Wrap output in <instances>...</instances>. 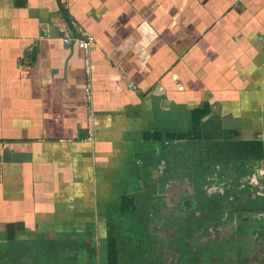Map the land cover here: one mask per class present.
Returning <instances> with one entry per match:
<instances>
[{
  "label": "crops",
  "instance_id": "0c3cea01",
  "mask_svg": "<svg viewBox=\"0 0 264 264\" xmlns=\"http://www.w3.org/2000/svg\"><path fill=\"white\" fill-rule=\"evenodd\" d=\"M205 142L254 143L264 176V0H0V264L112 263L147 154Z\"/></svg>",
  "mask_w": 264,
  "mask_h": 264
},
{
  "label": "trees",
  "instance_id": "16d2710c",
  "mask_svg": "<svg viewBox=\"0 0 264 264\" xmlns=\"http://www.w3.org/2000/svg\"><path fill=\"white\" fill-rule=\"evenodd\" d=\"M253 144L205 142L196 149L179 144L147 154L138 169L135 208L129 214L115 215L125 224V230L119 233L127 240L122 243L125 249H118L117 255L127 259V264H204L194 253L221 246L201 244V226L212 223L226 231L229 227L228 241L235 234L233 219L238 210L255 203L251 199L245 201L240 194L249 189L245 186L239 191L237 183L241 177L251 176L245 163L261 158L260 150H254ZM187 242L192 245L190 253L184 252ZM45 245L38 242L19 250V264H78L77 257L86 248L85 243L77 241H65L62 246L55 242ZM159 247L173 251L170 256H163ZM223 247L226 252H235L232 242ZM86 251L91 258L94 256L96 264V250L88 247ZM91 258L86 264H92ZM120 264L126 262L121 260Z\"/></svg>",
  "mask_w": 264,
  "mask_h": 264
},
{
  "label": "flooded vegetation",
  "instance_id": "af4514ba",
  "mask_svg": "<svg viewBox=\"0 0 264 264\" xmlns=\"http://www.w3.org/2000/svg\"><path fill=\"white\" fill-rule=\"evenodd\" d=\"M196 148H199V145L195 147V149ZM257 163H259L257 159L247 161L244 165V168L251 170V176L241 177L237 182L239 183V191L243 190L245 186L249 189L248 193L242 192L240 194L242 197H244V199H246L245 201L251 199V201L253 200L255 203L252 207L238 210V214L235 215L236 218L233 219V228L235 229L234 236L229 238L227 241L229 235L227 236L226 234L230 233L228 230L229 227L227 226V231L224 229V227L214 226L212 223L203 224L201 226H204L203 231L206 232L207 235L209 234V237L205 243L199 242L204 246H206L207 243L221 246L219 249L204 248L203 253L192 252L196 254L197 258H202V260L205 262L204 264H264V176H261L262 174L259 169V164ZM260 201L262 202L259 203ZM211 236H218L214 243L210 242L212 241L210 240ZM118 242L119 240L116 238V243L118 244ZM231 242L235 247V252H233L234 254L237 253V248L240 249L238 254L240 255V259H242L243 262L240 263L239 261L237 262V260L234 262H228L226 259L227 262L219 263L218 258L214 257L213 252L221 251L223 257L227 254L233 255L232 253L226 252L223 249V245ZM118 247L119 246L117 245V251L119 249ZM121 249L124 250L125 247ZM117 251L115 264H120L121 260L127 264V259L119 257L117 255ZM160 254L165 256L163 249L160 250ZM211 257H214L215 260H210Z\"/></svg>",
  "mask_w": 264,
  "mask_h": 264
},
{
  "label": "built area",
  "instance_id": "2783aa9c",
  "mask_svg": "<svg viewBox=\"0 0 264 264\" xmlns=\"http://www.w3.org/2000/svg\"><path fill=\"white\" fill-rule=\"evenodd\" d=\"M71 40L73 42L79 44L82 48V55H83L82 60H83L84 73H85L86 77H88L91 73V55H90V52H91V47H92V43H93V38L88 33L84 32L83 30L78 28L76 36H74L72 39L67 38V37L63 39V41L65 43H69ZM84 92H85L86 101L88 103L86 139L90 141V140H92V119L90 116L91 105H89L90 101H91V90H90V85L88 82L86 83Z\"/></svg>",
  "mask_w": 264,
  "mask_h": 264
},
{
  "label": "rangeland",
  "instance_id": "374dc122",
  "mask_svg": "<svg viewBox=\"0 0 264 264\" xmlns=\"http://www.w3.org/2000/svg\"><path fill=\"white\" fill-rule=\"evenodd\" d=\"M192 206H193V204H192ZM203 228H204V226L201 227L200 230H199V233L202 234L201 240H200L201 243H205L207 241L208 237H209V234L207 235V233L203 231ZM119 234L120 233H116L115 234V238L117 237V239H119V242L116 245H118L119 246L118 248L121 249V248H123V244L122 243H126L127 240H125L123 234H120V235ZM217 238H218V236H211L210 240H212V241H210V242L214 243L215 242V239H217ZM190 244L191 243H188L187 242V244L185 246L184 252H189L190 253L191 250H193V249H191L192 248V245H190ZM94 249L96 250V257H97L98 256L97 247H94ZM237 249H238L237 250V253L236 254L232 253L233 255L227 254L226 256L223 257L221 251H219V252H217V251L216 252H213V255H214V257L218 258L219 263L227 262V260H228V262H234V261L237 260V262L239 261L240 263H242L243 260L240 259V255L238 254V252H239L240 249L239 248H237ZM159 250H162V249L159 247ZM172 251H173L172 249H168L167 248L163 252H164V255L168 257V256H170V252H172ZM205 257H206V254H205ZM214 257H211L210 260H212V261L215 260ZM34 259L36 260V258H34ZM206 259H208V258H206ZM115 262H116V258H114L113 262L110 263V264H115ZM100 264H105V263H100ZM177 264H180L179 261H177Z\"/></svg>",
  "mask_w": 264,
  "mask_h": 264
},
{
  "label": "water",
  "instance_id": "95a60500",
  "mask_svg": "<svg viewBox=\"0 0 264 264\" xmlns=\"http://www.w3.org/2000/svg\"><path fill=\"white\" fill-rule=\"evenodd\" d=\"M11 153V152H10ZM10 155H12V156H10ZM15 157H16V155H15ZM13 160L14 159V154H8V150H6L4 153H3V160L4 161H8V160Z\"/></svg>",
  "mask_w": 264,
  "mask_h": 264
}]
</instances>
